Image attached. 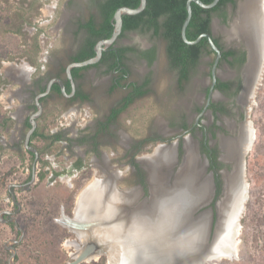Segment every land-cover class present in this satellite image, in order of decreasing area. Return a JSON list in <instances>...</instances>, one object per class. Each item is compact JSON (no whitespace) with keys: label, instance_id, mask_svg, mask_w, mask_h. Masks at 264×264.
I'll return each instance as SVG.
<instances>
[{"label":"flooded vegetation","instance_id":"obj_1","mask_svg":"<svg viewBox=\"0 0 264 264\" xmlns=\"http://www.w3.org/2000/svg\"><path fill=\"white\" fill-rule=\"evenodd\" d=\"M54 2L56 6L61 3L59 11L62 12L64 9L70 11L66 23L65 21L61 23L62 29L66 30L73 28V31L78 35L75 41L69 44V53L67 55L69 63L75 61L74 57L85 50L89 40H96L93 45L94 50L97 41L103 39L93 38L94 36L90 34L85 24L89 21L90 17L93 16L96 27L100 26L102 22L100 7L104 0H63V2L62 0H54ZM237 2V0L226 1L209 12L200 13L202 18L208 19L209 31L206 33L211 35L213 42L220 51L214 72L213 66L216 59V52L212 49L206 37V43L199 47L197 57L193 62L187 65L186 68L183 65H172L167 50L169 42L162 35L164 28L161 25L165 18L162 15L157 18L158 24H160L159 34H155L153 28L146 29L137 27L121 29L115 41L106 46L102 51L100 59L95 64L82 67L78 71V76L75 78L73 77L75 82L73 92L66 78L65 68L63 70L60 69V58L51 59L53 62L52 64L58 66L56 71L44 74L42 77L33 78L31 82L29 78L30 89L28 90L27 96L29 97V101L31 97L32 112L36 110L35 96L43 91L47 82L54 77H60L64 81L65 90L67 82L69 83V95L66 96L62 93H58L51 88L50 92L41 98V102L47 97H52V92L54 91L57 97H61L66 101H91L88 91L84 90L82 87L83 83H86V81L88 83L90 82L91 85L93 84L89 79L87 80L89 77L87 70L90 68H93L95 73L102 72L109 75L108 89L110 91L121 90L124 92L119 101L109 105V107L100 113V115H97L96 118L90 119L91 122L88 123L90 126L82 129L80 132L83 133L76 135V138H74L76 142L85 146L86 151L89 153L92 152L95 161L102 166L98 167L103 169L105 175H109L105 180L113 177L112 179L116 180V183L120 181L128 185L123 188L122 185L118 183L119 185L115 187L117 195L121 196L119 198L121 202L117 203L118 206L120 205V207L127 209V207L133 206L134 203H138L148 196V163H150V160L148 159L147 162V158H151L150 154L158 144H169L174 140L178 141L177 162L179 164L176 166V170L185 156L186 144L191 143L195 158L198 163L202 162L204 165V167L200 165L201 172L203 168L204 176L209 173L212 174L214 195L208 205L214 206L215 201L222 191L223 171L232 170L234 167V160L228 157L226 158V150L222 146L221 141L224 138H236L241 126L244 127L245 125L246 131L248 132L247 135L249 136L250 127L247 121V111L248 105L250 104V96L252 94L254 96L256 89L252 86L258 70V65L255 64V60L252 58L253 45L249 48L248 33L246 34V32H241L240 30L239 33L237 32L239 36L235 35L236 37H231L229 36L230 34L227 33L234 27L232 23L237 21V19L234 18H239V15H237ZM111 21L113 24V18ZM233 30H235V28H233ZM138 34H145L147 38L143 40ZM160 41H162V46L160 45ZM123 48L126 49L123 50ZM151 52L152 54L154 53V58L150 60L144 53L148 55V53L151 54ZM161 53H163L166 61L165 67L159 66L158 61L159 57L162 55ZM140 65H142L143 68L139 67ZM260 71V74L257 75V81L262 74V70ZM160 73L163 74L162 80H165V84L158 89ZM213 78H215V81L212 85ZM55 83L56 82H54L52 86ZM256 84H258V82H256ZM138 89L141 90L142 93H138ZM82 94L86 95V97L82 98ZM149 95H152V99ZM146 96H149V101L152 100L151 103H153L159 111L151 117H148V133L145 137L138 141H127L126 143L124 139H128L129 137L126 135L124 136V134L117 129L120 115L137 100ZM162 109L163 112L161 113L160 111ZM115 111L117 112L115 113ZM28 117L25 120V125ZM36 129L38 132L39 130L37 127ZM54 134L59 135L60 138L50 137L51 142L60 143L62 146H70V142L75 141L73 138L70 139V137L65 136L62 132H56ZM102 135L106 136L101 138ZM102 139L105 142L108 141L107 147L112 148L114 144L115 148H124L121 156L127 158V172H112L114 167H108L111 159H109L107 155L103 157V154L100 153L101 150H99ZM30 141L32 143L31 139ZM244 146L245 143L239 150L237 156L241 155ZM75 153L77 154V151ZM85 154L86 153L83 155ZM113 154H118V151L116 150ZM83 155H81V153L78 154L65 168L58 169L55 164H52L51 168L46 169L47 172L50 173L48 183H54L58 178L72 179L75 174L83 171L86 167L84 165ZM197 157H199V159ZM38 172L39 170L36 171V175H38ZM163 172L165 171L163 170ZM174 172L175 171H172L170 178L174 175ZM29 175L31 177V168L28 176ZM30 177H27V179L21 183H14L15 186L9 187L8 185L7 191L10 194L11 207L3 209L7 212L2 214V219L3 222L9 226V229H11V225H15L17 228L16 223L11 220V217H15L21 209L20 204V209L16 211L17 205L12 200L10 190L13 191L15 188L21 189L29 186L26 185V183L29 181ZM206 178L208 179L207 176ZM89 182L94 183L92 180ZM96 184L97 182L92 186ZM102 184L104 185V183ZM101 187L102 192L104 190L106 191L105 195H103L104 198H101L97 202L92 200L91 205L90 201L89 204L87 203L86 205L87 209L83 211L76 209V214L74 213L76 216L73 215L69 217L62 213L60 218L56 219L59 223L68 225L69 227L71 226L72 229L78 232V239H80L79 241L82 246L79 247V249L72 248L74 250L73 254H76L85 247L88 238L90 241V238L97 236V238L102 241L106 240L101 236L102 231L106 230L101 226V223L94 226H88L89 224L86 223V225L82 227L77 223L70 224L68 222V218L73 219L75 217H78L79 220L96 219L99 210H103L102 215L105 216V219L110 218L113 207H115L112 206L115 199H112L111 190L107 191L109 190L107 185ZM134 190L139 196L136 197L137 200L133 197L131 200L130 197L135 193ZM82 193L84 192H80V195H82ZM122 201L125 202L122 203ZM86 210L89 214L88 216L84 213ZM72 225L74 227H72ZM99 228L100 230H98ZM16 243L17 242H14L11 246L15 247L14 245ZM91 256L89 259L95 260L98 257L95 253Z\"/></svg>","mask_w":264,"mask_h":264},{"label":"rangeland","instance_id":"obj_2","mask_svg":"<svg viewBox=\"0 0 264 264\" xmlns=\"http://www.w3.org/2000/svg\"><path fill=\"white\" fill-rule=\"evenodd\" d=\"M60 6L61 3L56 6L54 0H0V212L11 207L8 185L25 181L33 161L23 145V137L28 128L25 120L33 111L31 97L29 101L27 96L30 82L33 78L57 70L58 66H54L51 59L60 58V69L63 70L68 63L69 44L78 36L73 28L62 29L61 23H66L70 11L64 9L61 12ZM138 36L143 40L147 38L145 34ZM160 45H163L162 41ZM161 54L159 66L165 67L166 61L163 53ZM22 65H28L25 76H21L18 71ZM139 67L143 68L142 65ZM87 72V80L93 84L86 81L82 87L88 91L91 101L70 102L57 97L55 91L52 92V97L42 101L43 112L37 120L40 132L45 135L62 132L74 139L76 135L83 133L80 132L82 129L90 126V119L96 118L109 105L119 101L124 92L108 89L109 75L95 73L93 68ZM162 77L163 74L160 73L158 89L165 84ZM149 96L151 98L152 95ZM149 96L137 100L120 115L117 129L129 137L124 139L126 143L145 137L148 133V117L159 111L151 103L152 100L149 101ZM249 102L247 121L255 134L252 147L244 157L249 198L239 221L237 255L222 258L217 264H264V69L254 96H250ZM160 112L162 113L163 109ZM6 117L10 118L8 127H4ZM104 136L106 135L101 138ZM107 142L102 139L99 150L103 157L107 155L111 159L108 167H114L112 172H127V158L121 156L124 148H115L114 144L112 148L107 147ZM31 144L40 150L36 163V171L39 172L34 183L25 188L13 189L21 204L20 212L15 218L23 230V237L18 241L19 245H14L16 251L12 262L66 264L74 255L72 248L79 249L82 244L77 231L56 219L60 218L62 213L72 217L79 192L86 191L96 182L101 184L99 181L109 175H105L92 152L86 151L85 146L76 140L65 147L60 143L51 142L50 138L35 137ZM116 150L118 154H113ZM80 153H86L83 155L86 166L83 171L75 174L72 179L58 178L56 182L48 183L50 173L47 168H51L52 164L58 169L65 168ZM201 163L198 164L202 165ZM164 171L166 172L165 169ZM41 173H44L43 178L40 177ZM173 174L172 178L175 172ZM202 174L204 175L203 171ZM166 178H161L163 184H167L170 176L167 175ZM90 180L94 183L89 182ZM118 183L123 188L128 186L117 181L116 187ZM134 192L137 193L135 190ZM12 226L9 229L6 223L0 221V252L3 255L6 252L7 261L11 249L6 248L5 244L12 245L11 240L18 238ZM78 264L109 262L107 255L100 254L95 260L87 259Z\"/></svg>","mask_w":264,"mask_h":264},{"label":"water","instance_id":"obj_3","mask_svg":"<svg viewBox=\"0 0 264 264\" xmlns=\"http://www.w3.org/2000/svg\"><path fill=\"white\" fill-rule=\"evenodd\" d=\"M237 15L240 17L241 11L239 10V6L241 1L243 0H237ZM194 2L200 7L204 9H210L213 8L218 0H212L209 3H205L201 0H186L185 8H186V16L182 22L181 25V38L184 42L188 44H194L197 43L201 38L206 37L209 41L212 49L216 52V59L213 66V72L216 65V62L218 60V57L220 55L219 48L216 46V44L213 42L212 37L210 34L203 32L200 33L195 39L189 40L186 37V27L190 21L192 8L191 3ZM259 7L264 11V0H258ZM146 6V0H139V4L136 7H129V6H120L116 8L113 14V31L108 38H103L97 41L94 47L95 54L94 56L81 60V61H71L69 62L65 67V74L66 78L68 79L70 86L72 88V92L75 88V82L74 78L72 76L71 69L73 67H84L90 64H95L101 57L102 51L105 49L106 46L112 44L117 36L120 34L122 29V23L123 18L122 16L124 14L127 15H134L139 12H141ZM235 23H232L234 26L235 24L239 25V28H235L236 31L241 30V32H246L244 22L240 21L238 22V18ZM242 24V26H240ZM237 31V32H238ZM248 38V37H247ZM250 39V38H249ZM264 69V52L261 56L260 63L258 66V70L253 82V88H256L257 84V75ZM215 81V78H213L212 85ZM259 81V80H258ZM56 82L59 85L60 92L64 95H69L65 90V84L64 81L60 77H54L51 78L43 91L38 93L35 96V106L36 110L32 112L28 117L29 127L25 133L24 136V147L26 150L33 153V161L31 165V177L29 181L26 183V185H30L34 182L36 177V163L39 157V151L38 149L31 144V136L33 132L35 131L37 127V118L41 114L43 110V105L41 102V98L46 96L51 88L52 84ZM250 126V125H249ZM251 129V127H250ZM253 131V137H250L247 135V140L245 142V146L243 151L241 152V155L238 157V162L236 165L237 169V179L239 180V183L241 184V189L239 196L237 194V197L233 200L235 205L234 212H229V216L227 219V223H225V229L227 230L230 227H234V223H236V219H239V217L242 216V212L244 211V200L245 196L248 194V183L245 179V155L246 153L251 149L252 143L254 140V129ZM177 145L178 141L174 140L170 142L169 144H158L156 148L153 150V152L150 154V156L157 155V152L159 149L170 146L173 149V165L171 166V169L169 170L170 174L171 171L176 170V166L179 164L177 162ZM199 158V157H198ZM165 166V165H164ZM235 168L233 167L232 170L223 171L222 179V191L220 195L218 196L217 200L214 203V206L208 205L211 200L213 199L214 195V188L212 185V174L209 173L206 176L209 177V183H210V195L205 197L204 200L201 199H189V201H186V208L185 207H179L176 203L178 201L179 197L174 192V190L165 189L164 192H156L152 190L151 188V175L150 179L148 178L149 183V194L147 197H145L142 201L137 203H134L133 206L123 208L118 206L117 203L121 202V200H115L112 203L113 212L110 215L109 219H105V216L102 215V211L99 210V214L96 219L92 220H82L78 217H75L73 219L68 218V222L71 223H77L84 227L86 223H88V226H94L99 225L101 223V226L104 228L109 227L112 229L116 234H113V239H106L104 241L97 238V236L89 238L86 242V245L84 248H82L76 255H73V259L68 261L66 264H78L82 261H84L88 256L92 255L93 253L100 255L105 254L109 259L112 258L111 264H212L217 263L222 258H228L229 255H231L229 252L224 253L222 250H217V244L215 241H217L221 237L222 229L220 228V220H219V213L218 208L219 204L223 201V197L225 194V187L227 185L226 176L233 173V170ZM149 177V175H148ZM116 180L110 178L108 180H101L99 182L104 183L105 186L107 185V188L111 190L112 192H116V186L115 182ZM15 186L14 183H10L9 187ZM81 192V191H80ZM158 196L155 200V206L154 208H150V200L152 195L154 194ZM12 200L17 205L16 211L20 209V203L16 200L15 194L12 190H10ZM172 194V195H171ZM179 195V194H178ZM166 198H173V201L171 205H168V209H171L175 207L176 209V215L173 219V226L169 227L166 231L163 232V234H159V228L161 225V221L163 220V213L161 210V207L159 205V201L164 200ZM237 199V200H236ZM137 200V199H136ZM125 201H122V203ZM121 203V204H122ZM131 204V203H130ZM100 208L101 205L99 204ZM123 208V209H122ZM77 209V199L75 202L74 212L76 214ZM136 209H139L136 210ZM154 209L156 211L154 212ZM6 210H2L0 212V220L2 219V214L6 213ZM133 212L135 216L133 215ZM130 213L132 215H130ZM74 214V216H76ZM199 216H203L204 218L199 219ZM11 220L16 223L17 228L20 231V235L17 239H12L11 242H18L23 237V230L21 227L18 226L17 220L14 216L11 217ZM219 222V223H218ZM120 223V224H118ZM146 224V225H143ZM121 225V226H120ZM120 226V227H119ZM71 227V226H70ZM72 227H74L72 225ZM223 230V231H224ZM118 232V233H117ZM95 238V239H94ZM136 243H133L135 242ZM114 242V247L112 246ZM131 243V244H130ZM6 248L11 249V253L8 258V264H14L12 262V259L15 255V247L5 244ZM118 258V259H117Z\"/></svg>","mask_w":264,"mask_h":264},{"label":"bare ground","instance_id":"obj_4","mask_svg":"<svg viewBox=\"0 0 264 264\" xmlns=\"http://www.w3.org/2000/svg\"><path fill=\"white\" fill-rule=\"evenodd\" d=\"M239 10L241 11V13H240V17L238 18V22L240 21L244 22L243 26L247 30L248 38H250L248 41L249 48L253 45L252 46L253 47V53H252L253 57L252 58L255 60V64L259 66L261 56L264 52V11L261 9V7H259L258 0L241 1ZM240 26H242V24H240ZM234 27L239 28V25L235 24ZM233 28L231 29V31L227 32L228 34H230L229 36L231 37L232 36L234 37L235 35L239 36L237 34L239 33L240 30L239 31L237 30L238 31L237 33L236 29L233 30ZM247 133L248 132L246 131V125L244 127L241 126V128L238 131V136L236 138H233V139L224 138L221 141L222 146L226 150L225 156L226 158L228 157L229 159L234 160L235 169L233 170L232 174L226 176L227 185L225 187V194L223 197V201L219 204V208H218V213L220 215L219 217L220 228L219 229H222V228L223 230L225 229L224 227H225V223H227L229 212H234L235 210L236 204L234 203L233 200L237 197V194L239 196V193H240L241 184L239 183V180L237 179L238 175H237V169H236V165L238 162L237 154L239 153V150L242 148L243 144L247 140ZM249 136L253 137L252 129H249ZM169 147L168 148L163 147L159 149V151L157 152V155H153L151 156V158H147V162H148V159L150 160V163H148L149 164V167H148L149 177L148 178L150 179V175H151L152 190H154L155 192L157 190V193L164 192L165 189L174 190V192L176 193L174 195H177V197H179L178 201H176L177 202L176 204L179 207H185V208L187 204L186 201L187 200L189 201V199L204 200L205 197L207 198V196L210 195L209 177L207 176L208 177L207 179L206 176L202 174L200 165L198 164V161L195 158L193 146L191 145V143L186 144L185 156L181 164L177 167V170L175 171V176L173 178L171 177L170 179H168V181L169 180L170 181L169 182L167 181V184L162 183V179H167L166 178L167 175L169 176L171 175L169 170H170L171 165L173 164V160H172L173 150L171 147L170 148ZM165 168H166V172H163ZM203 172H204V169H203ZM101 186H105V184L103 185L102 183L101 184L97 183L96 185L90 187V189H87L86 191H84L82 195L79 194L77 196V210L83 211L87 209L86 205L87 203L89 204L90 201H91L90 202V205H91L92 200L97 202L101 198H104L103 195H105L106 191L104 190L102 192ZM248 190H249V185H248ZM107 191H110V190H107ZM155 192L152 195L151 200H150V204H151L150 208L152 209L155 206V200H156V197L158 196V194L157 196L155 195ZM246 194H248V191ZM111 196L113 197L112 199H115V200H118L121 197L120 195H117V193L112 192V191H111ZM130 197H131V200L133 198H136L137 193L132 194ZM248 198H249V194L248 196L247 195L245 196L244 209H245V204ZM139 204L137 203L138 206ZM136 210L139 211V209H136ZM155 211L156 209H154V212ZM84 213L86 216L89 215L87 210ZM134 213H137V212H133V215L130 213V215L135 216ZM198 218L202 219L204 217L199 216ZM239 221H240V217L239 219H236V223H234L235 225L233 228L230 227L227 230H224V231L222 230V233L220 234L221 237L217 241H215L216 244L220 242L217 245V250H222L224 251L225 254L228 252L231 254L228 256V258L235 257L238 252V248H237L238 238L236 237L237 235H239V229H240ZM143 225H146V224H143ZM105 229L106 230L102 231L101 236L104 239H113L114 238L113 234H116V233L112 229L110 230L109 227H106ZM112 243H113L112 246L114 247L115 246L114 242ZM133 243H136V240ZM90 256H88L85 260L89 259ZM111 263H112V258L109 259V264ZM212 264H217V263H212Z\"/></svg>","mask_w":264,"mask_h":264},{"label":"trees","instance_id":"obj_5","mask_svg":"<svg viewBox=\"0 0 264 264\" xmlns=\"http://www.w3.org/2000/svg\"><path fill=\"white\" fill-rule=\"evenodd\" d=\"M205 3H209L212 0H201ZM226 1H233V0H218L217 4L210 9H204L197 5L196 3H191L192 13L190 21L186 27V37L189 40L195 39L200 33L202 32H208V19L202 18L200 16L201 12H209L212 9L217 8L220 4L226 2ZM186 0H146V6L145 8L134 15H127L124 14L122 16L123 18V29H131V28H153L155 34H159V28L160 24H158L157 18L159 16H164V21L162 23V27L164 28L162 35L168 40V56L171 59V63L173 66H179L183 65L185 68L187 65H189L191 62L194 61V59L197 57L198 49L199 47L206 43V38L203 37L201 40L194 44H188L184 42L181 38V25L182 22L186 16V8H185ZM139 4V0H104L101 4V13H102V22L100 26L96 27V24L94 22L93 16L90 17L89 21L86 22L85 26L88 28L90 34L94 36L93 38H106L109 37L113 31V24L111 19L113 18V13L116 10V8L120 6H129V7H136ZM95 39H91L87 42V46L85 47V50L78 55L74 57L75 61H81L84 59H87L89 57H92L95 54V51L93 50V45L95 43ZM126 48H123L125 50ZM145 56H147L150 60L154 58V53L147 55V53H144ZM82 67H74L72 68V76L75 78L78 76V71ZM184 68V70H185ZM70 89L69 83L67 82L66 85V92L68 93ZM52 90L60 92L59 85L55 83L52 86ZM138 93H142L141 90L138 89ZM86 95L82 94V98H85ZM119 111V110H118ZM117 111H115L116 113ZM10 118L6 117L4 118V127H8ZM3 125V124H2ZM26 126H29L28 120L26 121ZM41 137L43 139L45 138H56L59 137V135L51 134V135H45L43 133H38L37 129L33 132L31 136V140L35 137ZM1 149V145H0ZM40 152V150H38ZM27 152L32 156L33 153L28 151ZM30 175L28 176V178ZM40 177H44V173L40 174ZM15 232L17 235H19L20 231L18 228L13 225ZM257 242V240H256ZM264 242V241H263ZM20 242H17L16 244L19 245ZM16 247V246H15ZM1 253V252H0ZM8 254V252H7ZM0 264H8V261L6 259V252L3 255L0 254Z\"/></svg>","mask_w":264,"mask_h":264},{"label":"snow or ice","instance_id":"obj_6","mask_svg":"<svg viewBox=\"0 0 264 264\" xmlns=\"http://www.w3.org/2000/svg\"><path fill=\"white\" fill-rule=\"evenodd\" d=\"M173 198H166L164 200L159 201V205L161 207L163 213V220L161 221V225L159 228V234H163L169 227L173 226V219L176 215L175 207L168 209V205L171 204Z\"/></svg>","mask_w":264,"mask_h":264},{"label":"crops","instance_id":"obj_7","mask_svg":"<svg viewBox=\"0 0 264 264\" xmlns=\"http://www.w3.org/2000/svg\"><path fill=\"white\" fill-rule=\"evenodd\" d=\"M28 67V65H26V66H20L19 68H18V71H19V73L21 74V76H25V70L27 71V68ZM27 68V69H26ZM39 133H43V132H40V131H38ZM44 134V133H43ZM38 137V136H37ZM66 180H68V179H66ZM84 187H86V186H84ZM90 188V187H89ZM82 192V191H81ZM79 194H80V192H79ZM78 194V195H79ZM77 195V196H78Z\"/></svg>","mask_w":264,"mask_h":264}]
</instances>
